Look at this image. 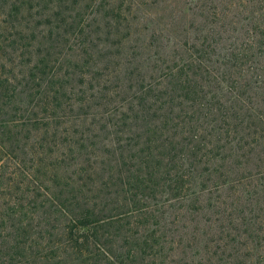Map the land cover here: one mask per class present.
Returning <instances> with one entry per match:
<instances>
[{"label": "trees", "instance_id": "16d2710c", "mask_svg": "<svg viewBox=\"0 0 264 264\" xmlns=\"http://www.w3.org/2000/svg\"><path fill=\"white\" fill-rule=\"evenodd\" d=\"M156 2L0 0V264H264V0Z\"/></svg>", "mask_w": 264, "mask_h": 264}, {"label": "rangeland", "instance_id": "374dc122", "mask_svg": "<svg viewBox=\"0 0 264 264\" xmlns=\"http://www.w3.org/2000/svg\"><path fill=\"white\" fill-rule=\"evenodd\" d=\"M179 2H182V0H178ZM185 2V1H184ZM161 7V4H160V0H157V2H156V5H154V9H157V8H160ZM153 9V8H152ZM153 9V10H154ZM72 54H73V51H69V55H71L72 56Z\"/></svg>", "mask_w": 264, "mask_h": 264}]
</instances>
